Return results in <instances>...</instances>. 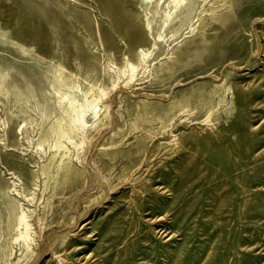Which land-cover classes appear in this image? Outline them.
I'll use <instances>...</instances> for the list:
<instances>
[{"label":"rangeland","instance_id":"1","mask_svg":"<svg viewBox=\"0 0 264 264\" xmlns=\"http://www.w3.org/2000/svg\"><path fill=\"white\" fill-rule=\"evenodd\" d=\"M163 1L0 0V264H264V0Z\"/></svg>","mask_w":264,"mask_h":264},{"label":"bare ground","instance_id":"2","mask_svg":"<svg viewBox=\"0 0 264 264\" xmlns=\"http://www.w3.org/2000/svg\"><path fill=\"white\" fill-rule=\"evenodd\" d=\"M143 3L146 5H154L155 8H157L161 0H142ZM169 1V6L170 9L167 11L165 14V20L163 23V26L171 19V16L174 12L179 11L182 9V7L185 5L186 0H164L162 3L168 2ZM152 19L149 18L148 21V26L151 24ZM162 37V33L159 34V36H156V39H160ZM148 53L149 51L146 50H141L138 52V61H129L127 66L125 67L124 70H121L122 73L128 72L129 78L131 79L135 74L136 71L138 70L139 67H141L142 64H144L147 59H148ZM121 75V73H120ZM99 99V95L97 97H94L91 101V105H94L97 103ZM74 111L76 112L74 115V121L78 122L81 120V112L78 108L74 107ZM17 233H16V239H20V241L24 240V245L27 243L28 246L31 244V234H32V223L29 218V215L27 211L21 210L19 215H18V220H17Z\"/></svg>","mask_w":264,"mask_h":264}]
</instances>
